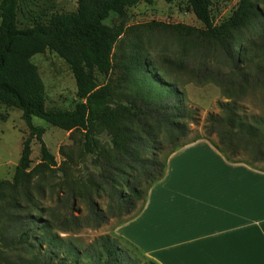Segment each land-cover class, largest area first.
I'll use <instances>...</instances> for the list:
<instances>
[{
    "label": "trees",
    "instance_id": "16d2710c",
    "mask_svg": "<svg viewBox=\"0 0 264 264\" xmlns=\"http://www.w3.org/2000/svg\"><path fill=\"white\" fill-rule=\"evenodd\" d=\"M153 1L77 0L73 12L19 27L20 0H0V103L19 109L27 129L12 180L0 181V264H157L115 234L86 246L59 235L96 229L116 216L134 218L163 178L168 156L194 142L186 138L196 111L185 106L176 83L153 67L137 31L125 26L127 8ZM186 2L204 30L157 27L185 34L196 57L191 76L198 85L215 84L228 100L207 116L204 139L226 161L257 169L252 164L264 162V113L248 115L240 101L264 88V2L239 0L219 24L212 0ZM111 13L117 25L104 23ZM45 52L62 59L73 76L78 101L71 110L46 108L45 86L31 62ZM33 118L68 133L60 162ZM33 140L39 161L32 167ZM164 147L170 151L161 160ZM51 179H57L55 190ZM53 194L57 207L44 206ZM102 197L105 208L98 203Z\"/></svg>",
    "mask_w": 264,
    "mask_h": 264
},
{
    "label": "crops",
    "instance_id": "0c3cea01",
    "mask_svg": "<svg viewBox=\"0 0 264 264\" xmlns=\"http://www.w3.org/2000/svg\"><path fill=\"white\" fill-rule=\"evenodd\" d=\"M114 234L157 264H264V170L194 141L168 156L141 212Z\"/></svg>",
    "mask_w": 264,
    "mask_h": 264
},
{
    "label": "rangeland",
    "instance_id": "374dc122",
    "mask_svg": "<svg viewBox=\"0 0 264 264\" xmlns=\"http://www.w3.org/2000/svg\"><path fill=\"white\" fill-rule=\"evenodd\" d=\"M257 1L264 2V0ZM238 2L239 0H212L211 15L214 23L219 24L227 20L236 9ZM76 7L77 0H20L18 25L19 27L30 26L34 20H45L55 13L73 12ZM104 23L110 26L117 25L119 18L116 14L111 13ZM157 25L178 26L179 30L185 27L201 31L204 30V26L190 11L186 0H171L169 3L164 0H154L151 5L140 2L126 9L125 26L137 31L148 60L153 64V67L162 71L166 80L176 83L178 89L185 95V106L196 111L195 121L188 123L190 132L186 141L205 140L204 128L207 116L218 114V103L228 100L215 84L198 85L191 76L190 72L196 57L193 56L195 52L192 47L188 49L189 44H186L185 34L172 31L166 34L164 32L168 30H163ZM31 62L37 67L45 86L46 108L57 107L62 110H71L78 100L73 76L64 61L54 53L45 52L34 55ZM210 65H216V61H211ZM96 75L98 82L103 84L105 77L99 73ZM240 105L246 109L248 115L263 114L264 88L248 92L240 101ZM21 114L19 109L0 103V181L12 180L21 154L23 140L27 136V129ZM33 124L45 129L42 139L56 161L60 162L59 147L70 144L68 133L52 127L38 118H33ZM210 138L217 142L215 135ZM169 151V147H164L159 158L165 159ZM241 158L251 161L248 156ZM31 161L32 167L39 161V144L36 140L31 143ZM252 165L257 169L264 170V162H256ZM56 181L57 179H51L48 183L53 190L56 189ZM98 203L102 208H105L106 199L102 197ZM43 204L56 208V196L53 194L52 199L44 200ZM141 205V201L137 202L136 211ZM129 217L116 216L110 218L107 224L99 228H84L73 233L59 235L70 238L81 246H86L99 237L114 235L116 227ZM144 261L141 264L145 263Z\"/></svg>",
    "mask_w": 264,
    "mask_h": 264
}]
</instances>
